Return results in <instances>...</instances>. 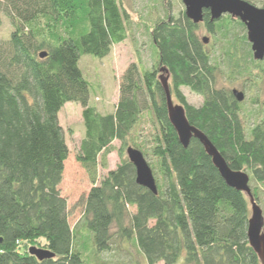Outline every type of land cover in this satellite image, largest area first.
Here are the masks:
<instances>
[{"label": "trees", "instance_id": "1", "mask_svg": "<svg viewBox=\"0 0 264 264\" xmlns=\"http://www.w3.org/2000/svg\"><path fill=\"white\" fill-rule=\"evenodd\" d=\"M248 1L264 6V0ZM2 17L11 28L0 37V264H261L247 240L244 192L226 184L197 138L186 147L180 143L157 77L165 67L189 123L230 168L264 184V119L242 122L241 102L232 87L217 85L221 66L196 32L203 24L212 32L223 27L225 36L227 24L244 27L238 18L210 21L204 10L194 23L184 9L167 11L150 31L156 50L151 66L130 62L114 109L101 112L89 103L90 83L78 60L83 53L103 57L125 38L128 15L119 0H0V26ZM246 38H238L245 55L232 57L229 78L236 68L249 70ZM183 86L201 97L198 105L188 103ZM68 101L82 107L76 157L91 183L73 227L58 188L68 153L58 111ZM145 116L152 124L147 148L137 141ZM113 139L149 156L155 193L136 182L127 157L97 177ZM126 244L135 254L123 249ZM34 245L54 255L38 259L28 251Z\"/></svg>", "mask_w": 264, "mask_h": 264}, {"label": "rangeland", "instance_id": "2", "mask_svg": "<svg viewBox=\"0 0 264 264\" xmlns=\"http://www.w3.org/2000/svg\"><path fill=\"white\" fill-rule=\"evenodd\" d=\"M119 3L128 15L125 38L120 42L113 43L109 52L103 57L83 53L78 60L82 74L90 83L89 103L95 105L101 112L114 109L118 99L121 76L130 62H137L140 67L144 68L151 66L156 52L150 35L154 21L160 17H164L167 11L176 14L179 10L184 9L182 0H119ZM253 3L257 6H262L257 1ZM228 15L225 13L220 17L222 18V23L228 20ZM232 18L235 19L234 17ZM224 27L230 29L227 30L225 36L221 34L223 27H216L215 31L212 32L208 31L203 24H199L196 32L199 38L203 36L207 37V48L214 57V61L218 62L221 66L222 74L218 77L217 85L228 88L237 87L244 91L245 96L240 104V117L246 126H250L264 119V62H257L259 60H253L252 56H247L248 71L239 72L236 68V70H232L233 75L231 78L226 76L230 72L229 65L233 59L237 58V56L241 58V56L245 55L244 51L240 48L241 44H239L238 38L246 34V28L245 25L242 28L234 23L233 25L227 24ZM10 28L7 19L2 17L0 37H6ZM234 39L238 43L236 45L230 44L229 42ZM246 41L244 44L245 46L248 44L247 49L250 50L251 55L250 43L247 38ZM221 54L231 55L229 62L225 61L226 56ZM181 91L188 103L198 105L201 102V97L190 91L187 87H181ZM81 109L82 107L77 102L68 101L58 111V120L62 126L64 140L68 148L58 188L60 195L66 199L68 221L72 227L75 226L82 215V201L91 186L87 171L76 157L79 141L84 133ZM149 119L146 116L141 118L137 135V141L144 148H147L152 134V124ZM123 157H127L126 146L122 147L119 140L113 139L111 141V150L106 154L107 167L103 168L101 165H98L97 177L100 178L109 169H113ZM146 159L150 161L148 155ZM249 184L252 188L256 186L253 190L255 192L254 196L264 217V184L256 182L253 179L249 180ZM244 194L248 202L249 211L251 212L248 196L245 192ZM130 209L133 210L134 208L130 207ZM85 236L83 234V248L86 247L85 253L91 259V253L87 251L90 244ZM122 247L131 254H135L132 245L126 244ZM155 264L163 263L158 261Z\"/></svg>", "mask_w": 264, "mask_h": 264}, {"label": "water", "instance_id": "3", "mask_svg": "<svg viewBox=\"0 0 264 264\" xmlns=\"http://www.w3.org/2000/svg\"><path fill=\"white\" fill-rule=\"evenodd\" d=\"M182 2L186 16L194 23L202 21L204 10L208 11L210 21L219 18L225 13L238 18L246 27L247 40L251 43L253 58L260 59L263 57L264 6H257L248 0H182ZM202 38L204 42H207L206 36ZM44 54L43 51L39 53L40 56ZM160 72L159 81L165 93L167 115L177 132L180 143L186 147L191 137L197 138L226 184L247 194L251 205V212L247 223V240L257 254L260 263L264 264V217L248 184V173L241 169L230 168L210 139L201 130L189 123L183 105L174 103L172 100L167 81V69L160 67ZM232 93L238 101L244 97L243 92L239 89L232 88ZM126 155L135 167L136 182L155 193L157 191L155 178L142 152L133 146H127ZM28 251L38 259L54 255L43 247L30 246Z\"/></svg>", "mask_w": 264, "mask_h": 264}, {"label": "flooded vegetation", "instance_id": "4", "mask_svg": "<svg viewBox=\"0 0 264 264\" xmlns=\"http://www.w3.org/2000/svg\"><path fill=\"white\" fill-rule=\"evenodd\" d=\"M249 42V41H248ZM250 43V42H249ZM250 49H251V43H250ZM221 55H223V56H231V55H229V54H221ZM249 56H252L253 57V52H252V54L251 55H249ZM254 60H259V61H257V62H264V55H263V57L262 58H260V59H255V58H253ZM263 66H264V64H263ZM263 66H261V67H263ZM160 69H159V71L157 72V77H158V80H159V75H160ZM164 73H166V72H164ZM167 81H168V83L170 82V75H169V73H168V79H167ZM185 87V86H184ZM188 88V87H187ZM232 88H236V89H238L237 87H232ZM231 88V89H232ZM189 89V88H188ZM190 90V89H189ZM239 90H241V89H239ZM191 91V90H190ZM242 92H243V94H244V91L243 90H241ZM193 92V91H192ZM171 96H172V100H173V102L174 103H179V104H181L180 102H178L177 101V99L172 95V93H171ZM244 96H245V94H244ZM243 99H244V97H243ZM242 99V100H243ZM242 100H240V102L242 101Z\"/></svg>", "mask_w": 264, "mask_h": 264}]
</instances>
